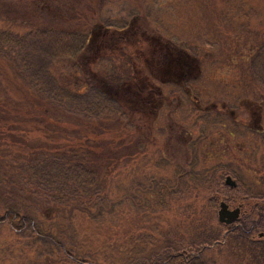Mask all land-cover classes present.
<instances>
[{
  "label": "rangeland",
  "instance_id": "1",
  "mask_svg": "<svg viewBox=\"0 0 264 264\" xmlns=\"http://www.w3.org/2000/svg\"><path fill=\"white\" fill-rule=\"evenodd\" d=\"M0 10L19 33L0 49V98L22 103L21 110L28 102L50 107L42 119L4 111L0 117V215L11 208L31 221L20 230L0 222V264H156L180 251L194 254L190 264H246L234 255L241 254L237 237H230L231 253L213 243L223 227L211 203H243L240 222L264 234L263 199H243L245 185L264 172V102L257 121L249 116L264 100V52L257 57L250 49L262 42L264 0H0ZM128 23L135 53L151 62L154 48L180 49L192 63L186 84L199 104L223 102L235 118L216 110L198 117L202 112L177 89L167 106L147 113L144 127L125 125L123 100L105 97L121 93L114 88L130 75L126 58L92 56L96 24L111 31ZM74 83L84 85L77 98L61 89ZM164 113L171 129H162ZM123 133L129 141L121 144ZM80 136L100 152H138L79 175L76 161L49 164L42 153L8 151L16 141L25 144L17 149L34 151ZM225 174L235 189L223 185ZM260 182L254 188L264 198Z\"/></svg>",
  "mask_w": 264,
  "mask_h": 264
},
{
  "label": "flooded vegetation",
  "instance_id": "2",
  "mask_svg": "<svg viewBox=\"0 0 264 264\" xmlns=\"http://www.w3.org/2000/svg\"><path fill=\"white\" fill-rule=\"evenodd\" d=\"M95 32H94V41L96 42L95 48L93 49L94 55L93 60L95 61L97 59V55H104L108 54L109 52L112 55L126 58V66L129 70V76L124 81H116V87L121 88V93L118 94V96L113 97L110 94H107V97L117 102L118 97L123 100V102H126V104L129 107V124L136 125V128H142L145 126V120L147 119L148 112H155L160 107L167 106L171 99H175L177 95V89L184 94L186 98L191 103L193 110H201V113L198 117H203L207 115L210 111L216 110L217 112H220L223 116L227 115L230 116V118H235V112L233 110H228L225 106V103H211L209 105H201L199 104V100L196 96H194L191 91L189 90L190 86L187 85L186 80H188L191 76V71L193 69L192 63L189 62L187 59L185 60L186 56H183L180 53V49L178 51L165 44L164 48L159 49L158 51L154 48L152 52H154L155 55L150 58L152 60L151 62L149 60H146L144 55H140L139 53H135L132 49L131 44L129 43V27L131 24H127L126 29L123 28H112L111 31H109V27H103L101 25L98 26L96 24ZM93 32V31H92ZM92 34V33H91ZM90 34V37H91ZM90 39V38H89ZM125 46V47H123ZM171 47V48H170ZM89 48V47H87ZM103 51V52H102ZM103 54H100V53ZM101 57V56H100ZM133 72L136 73V75L133 74ZM157 83L159 85H157ZM98 85V84H96ZM120 85V86H119ZM99 86V85H98ZM102 88V86H100ZM264 100L259 101L256 105V110L252 111L249 115L251 117V120L257 121L258 117V111L260 107V103H263ZM219 105V106H218ZM219 107V108H218ZM147 114V115H146ZM169 114L164 113V123L162 126L163 130H166L167 128H170L169 125ZM170 118V117H169ZM136 121V124L134 122ZM140 120V121H139ZM139 121V122H138ZM171 129V128H170ZM255 132H262L259 125H257L254 129ZM191 136L188 137L186 140V143L191 142ZM192 161V160H191ZM188 166L192 168L193 161L190 163V161H187ZM207 176H205L203 179H207L209 176V172H206ZM222 178V183L224 186H226L229 189H235L237 187V183L235 181L234 187H229L224 183V177ZM194 177V176H192ZM264 179V178H263ZM262 178H258L257 180H250L251 182L248 185H245L247 190L249 192H246L244 194L243 199L249 198H258L262 200L263 196H261L260 193H257L255 191V186L258 185L260 187ZM211 200L214 199V197L210 198ZM215 201V200H214ZM223 201L227 208L232 209L234 207H239V215L235 221L240 222L239 216L241 213H244L245 209L243 203H237L234 206H229L225 200L219 199L215 203V213L217 210V204ZM260 203L258 202V205ZM256 207V206H255ZM233 224V222L231 223ZM229 224V225H231ZM221 227H223V230L226 231V227L229 225H224L219 223ZM249 230L248 232V238L251 241H257L263 238V232H261V235H258L256 233L253 235L251 233L252 229H249L245 227V230ZM225 233H223L224 235Z\"/></svg>",
  "mask_w": 264,
  "mask_h": 264
},
{
  "label": "trees",
  "instance_id": "3",
  "mask_svg": "<svg viewBox=\"0 0 264 264\" xmlns=\"http://www.w3.org/2000/svg\"><path fill=\"white\" fill-rule=\"evenodd\" d=\"M2 16H3V14L1 13V10H0V49L1 50H3V48L5 47V45H3L4 43H8V42H11L13 40H16L17 39L16 37L19 34V33L16 34L12 29V26H14V22L4 24ZM78 48L79 49L82 48V45L79 44ZM252 48H253L254 52L258 51L257 57L261 55L262 51L264 52V35L262 36V42L260 43L258 40L255 44H253V46L250 49H252ZM252 57H254V55ZM252 62H254V60H252L251 63ZM250 67H252L254 72L256 71V67H255L254 63ZM255 75H256V73H255ZM252 76H253L254 80H257V78L254 77V74H252ZM71 86L72 87H69V86L64 87L63 86L61 89L65 90V88H67V93L70 96H72L73 98H77L78 96H80L81 91L84 88V85H82L81 83H74ZM4 95L6 96V94H4ZM97 98H99V97H97ZM105 98L112 101V99H110L107 96ZM7 99L8 98H6L4 100L3 98L2 99L0 98V117H2L3 111H4V113H6V115L9 114V115H13V116H18L21 113H24V114L26 113L29 115H33V114L40 115V119H42L41 117H48V114H49L48 112L50 111V107L48 106L47 103H41V104H39V103L34 104L33 103V104H31V102H28L29 107L28 108L26 107L25 109L21 110L20 108L24 106L22 103L17 102L15 105L12 102H10V104H9ZM80 103H82V102H80ZM121 107H122L121 110H123V112H124L123 114L126 116L124 120L129 121V109L127 110V108L123 104V102H122ZM61 111H63V110H61ZM65 114L69 116V114H67L66 112H65ZM73 114H74V119H77L78 114L77 113H73ZM112 118L114 119L115 117H112ZM117 118L119 119L118 116H117ZM124 120L123 121L119 120V121H120V123H123ZM128 123L129 122H126L125 125H127ZM63 128H65V127H61L59 129H63ZM74 128L77 130L78 129L80 130L79 126L74 127ZM121 128H123V126ZM75 129H73V130H75ZM44 135L47 136L46 134H44ZM127 137H126L125 133L119 135L118 143L123 144L125 141L128 142L129 141V135ZM88 138L89 137L80 136L74 142H69L68 139L66 140L64 138H62L63 140L60 141V137H59L57 140L54 141V145L53 144L50 145L47 149L45 148L44 144H42L39 149L36 148L34 151L30 150V149H24V148L17 149L18 147H25V144H23L21 141L20 142L16 141V142H13L9 146L8 151H13V154H18L17 150H21V153H20L21 155H24V154L26 155L28 153L29 154L35 153V156H37L39 153H42L43 156H42L41 160L43 162H48L49 164L50 163L54 164L57 162H61V164H64L65 161H69V160L76 161V165H75L76 169L75 170L77 171V174H79V175H81L83 173L89 174L90 172H93V171L98 172L99 169H98L97 165H99V163H100V165H106L107 163H105V162L107 160L110 162L116 163V165L123 163V162H127V161H129V158L134 155V153L138 152V151L129 152L128 150H119V151L115 152L114 154H110V152H100V151L96 150L95 144H89L88 143ZM110 140H113V138H111ZM1 146H2V144H0V147ZM108 149L111 150L113 148L109 147ZM118 149H120V148H118ZM121 149H122V147H121ZM260 163H262V162H258V164H260ZM89 164H93V166L90 167ZM88 168H90V169H88ZM263 174H264V172H263ZM263 174L261 175L262 178H264ZM60 194H62V193H60ZM94 195H97V194H94ZM63 196H65V195H63ZM82 198H83V196H82ZM97 202L98 201L96 200L95 203H97ZM66 203H68V202H66ZM73 205H75V203L70 202V204H69L70 209L74 208ZM261 205L262 206H259V207L264 208V198L261 202ZM211 206L215 207V201H212ZM262 208H260V209H262ZM259 216H262V215L260 214ZM2 221L6 222L8 224V226L13 230H20L26 224H29L31 222L30 219L26 215H23L20 212H18L17 210H14L11 208L5 209L3 211V213L0 215V222H2ZM226 228H227V229H225L226 231L223 230V233H225V234L223 235V233H222L219 240L213 241V243H217V245H219V247L220 246L225 247L226 250H229V248H227V247H229L228 243H232V240L230 239V237L231 236L237 237V239L235 241L240 242V244H241V249L239 247L241 254L240 255L234 254L236 258L239 259V256H240V258L242 260L246 261V264H261V262L264 263V257L262 258L263 255H261V249H262V245H263L261 243H262V241H264L263 239H260L257 241H251L248 238L249 230L248 229L245 230V225L242 222L239 223V222L235 221L234 225H229ZM231 231H232V233H231ZM36 232L41 233L38 229H36ZM224 240H225V242H224ZM246 250H248L247 254H243ZM229 252L231 253V250H229ZM193 258H194V254L187 255L186 253L181 252V251L180 252H173V253H169V254L165 255L156 264H190V262ZM108 264H112V263H108Z\"/></svg>",
  "mask_w": 264,
  "mask_h": 264
},
{
  "label": "water",
  "instance_id": "4",
  "mask_svg": "<svg viewBox=\"0 0 264 264\" xmlns=\"http://www.w3.org/2000/svg\"><path fill=\"white\" fill-rule=\"evenodd\" d=\"M95 28V26L92 27V30ZM224 183L228 185L229 187L235 186V180H233L229 175H226L224 177ZM239 215V207H234L232 209L227 208V205L220 201L217 204V210H216V220L217 222L221 224L228 225L235 221ZM262 233L259 232L258 235H261Z\"/></svg>",
  "mask_w": 264,
  "mask_h": 264
},
{
  "label": "bare ground",
  "instance_id": "5",
  "mask_svg": "<svg viewBox=\"0 0 264 264\" xmlns=\"http://www.w3.org/2000/svg\"><path fill=\"white\" fill-rule=\"evenodd\" d=\"M263 84H264V83H263ZM215 104H216V103H215ZM218 106H219V105H218ZM218 108H219V107H218ZM197 110H198V109H197ZM199 111H201V110H198V112H199ZM202 113H203V112H202ZM210 115H211V114H210ZM139 129H140V128H139ZM234 224H235V221H234L233 224H231V225H234ZM223 227H225V226H223ZM227 227H228V226H227ZM229 231H230V230H229ZM229 231H228V232H229ZM231 233H232V231H231ZM231 233H230V234H231ZM243 238H244V237H243ZM221 239H222V238H221ZM221 239H220V240H221ZM239 239H240V238H239ZM224 242H225V240H224Z\"/></svg>",
  "mask_w": 264,
  "mask_h": 264
}]
</instances>
